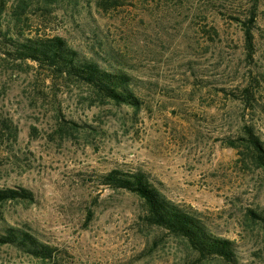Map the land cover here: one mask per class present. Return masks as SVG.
<instances>
[{
    "label": "rangeland",
    "instance_id": "rangeland-1",
    "mask_svg": "<svg viewBox=\"0 0 264 264\" xmlns=\"http://www.w3.org/2000/svg\"><path fill=\"white\" fill-rule=\"evenodd\" d=\"M0 9L4 29L62 35L129 71L143 101L139 110L104 101L0 56V119L18 130L0 134V187L35 193L0 204V231L20 227L54 247L48 264H227L149 225L135 194L94 183L114 167L143 169L235 240L237 264H264V219L249 214L264 211V170L226 144L245 122L264 140V0H0ZM252 9L249 57L242 21ZM0 264L47 263L0 244Z\"/></svg>",
    "mask_w": 264,
    "mask_h": 264
},
{
    "label": "trees",
    "instance_id": "trees-1",
    "mask_svg": "<svg viewBox=\"0 0 264 264\" xmlns=\"http://www.w3.org/2000/svg\"><path fill=\"white\" fill-rule=\"evenodd\" d=\"M255 8V7H253ZM23 10V8H21ZM2 10L0 9V12ZM256 11L251 10L242 21L247 55L255 52L254 28ZM0 56L14 62H33L43 69L50 79H63L88 86L102 100L119 105H128L139 110L143 104L136 91L135 77L127 70L103 65L93 55L71 45L62 35L36 33L27 35L23 31L4 29L0 23ZM245 101L252 105L253 93L249 87L242 90ZM6 130L13 136L18 130L0 119V134ZM5 131V132H6ZM235 148L256 168L264 170V140L254 123L245 122L236 137L226 143ZM97 187L125 190L139 197L143 204V218L151 225L180 237L198 256V259L214 258L227 264H237L239 257L235 240L212 231L199 211L185 207L167 196L143 169L114 167L97 175ZM35 200V193L23 186L0 187V204L8 201ZM264 210V209H263ZM253 220L264 219V211L249 209ZM0 244H10L47 264L54 256V247L40 241L29 231L7 226L0 231Z\"/></svg>",
    "mask_w": 264,
    "mask_h": 264
}]
</instances>
